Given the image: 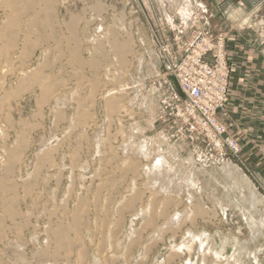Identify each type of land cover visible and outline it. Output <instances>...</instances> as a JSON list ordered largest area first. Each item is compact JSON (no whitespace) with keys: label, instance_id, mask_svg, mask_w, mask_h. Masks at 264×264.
Instances as JSON below:
<instances>
[{"label":"rangeland","instance_id":"rangeland-1","mask_svg":"<svg viewBox=\"0 0 264 264\" xmlns=\"http://www.w3.org/2000/svg\"><path fill=\"white\" fill-rule=\"evenodd\" d=\"M3 3L0 0V6ZM171 4L168 0H41L39 19L50 20L51 26L28 33L33 29L24 25L14 48L0 41V264H168L189 231L185 228V235L165 237L156 226L165 222L164 216L175 214L179 219L162 225L164 230L188 223L197 227L189 226L192 230L209 235L218 250L229 242V254L240 239L246 244L243 264L258 258L264 264V234L254 239L238 206L230 202L223 209L218 206L217 199L229 200L224 177L205 183V174L200 181L204 187L197 191L186 187L167 191L166 184L154 187L143 169L166 147L163 134L177 146L180 157L196 154L198 165L206 161L210 171L227 162L238 166L263 200L257 217L264 219V131L247 143L242 121L232 115L236 64L230 59L239 40L243 44L238 48L253 47L252 55H259L264 69V0H194L188 25ZM33 14L23 13L29 24ZM4 15L1 7L0 22ZM72 21L78 43L69 40ZM206 21L215 33L226 36L230 67L229 101L219 113L224 133L214 139L177 115L174 103L182 92L169 75L158 43L160 38L171 41L179 53ZM3 34L0 31V40ZM39 34L43 41L35 42ZM56 34L63 40H45ZM114 39L127 48L116 50ZM28 44L30 54L24 57ZM74 50L82 63L78 64ZM137 58L144 62L139 69ZM39 70L48 73L47 83L59 84L41 105L36 100L40 86H21ZM139 80V102L132 104L134 82ZM124 84L127 90L121 92ZM110 89L117 93L106 97ZM115 97L122 99V105L109 109L108 102ZM145 143L151 148L148 157L138 150ZM78 147L82 158L81 152L75 156ZM126 170L122 192L115 193L111 178ZM242 190L250 193L247 187ZM82 197L89 201L88 207L79 208ZM59 231L71 238L68 252L59 242ZM43 249L49 250L50 259L39 256ZM180 250L184 256L175 258L174 264H228L213 262L208 254L207 262L201 261L200 249Z\"/></svg>","mask_w":264,"mask_h":264},{"label":"bare ground","instance_id":"bare-ground-1","mask_svg":"<svg viewBox=\"0 0 264 264\" xmlns=\"http://www.w3.org/2000/svg\"><path fill=\"white\" fill-rule=\"evenodd\" d=\"M168 1L170 3H172L171 4L172 7H174V8L176 7L175 9L178 11L179 17L181 16L183 19V22H185L186 25H188L189 20H191L192 10L194 9L191 7V4H192L191 0H168ZM39 5H41V0H4L3 6H0V9H1V7H4V11H5V15L3 16L4 21L0 22V31L4 33L3 37H2L3 39H1L0 41H2V42L6 41L5 45L7 46V48H9V47L14 48L15 46H17V43H19V41H18L19 39L17 40V38L19 36V35L17 36V34H19V33H17V32L24 25H28V26L30 25V28L33 29V30H29L28 33H31L33 31L35 32L36 28H39L40 30H42L45 26H47V27L51 26L50 20L39 19V16L42 15V14H40V11L38 10V7H40ZM25 11H27L29 13L34 12V14H33L34 20L30 24L28 23V20H25V18H24V16H27V15H23V13ZM184 19H185V21H184ZM74 23H75V21L69 22V27L73 28ZM38 31L39 30H37V32ZM20 34H21V30H20ZM51 38H53L57 41L63 40V38L60 36L58 37L57 34L56 35H50V36L48 35V37L46 36L45 40H47V39L49 40ZM41 40H42L41 34H39V36L37 35V39H34L35 42H39ZM69 40L72 42L78 43V40H76V32L74 31V28L72 29V36L70 37ZM28 41L30 43L31 38L28 39ZM35 42H33V43H35ZM111 43H112V46L116 50H119L120 48H123V47L127 48V44H125L126 45L125 46L123 44V42H121L118 39L112 40ZM24 45H26V43ZM28 45H29V47L24 46V48H23V52H24L23 56L24 57L27 56V54L28 55L30 54V50H31L32 45H30V44H28ZM6 46H4V47L6 48ZM5 48H3V49L5 50ZM100 50H101V48H100ZM120 51H121V49L119 50V52ZM6 52H4V53H6ZM75 52L76 51L74 50L72 53H75ZM76 54H77L76 58L78 57V59H79L78 64L82 63V59L80 58V55L77 52H76ZM76 54H74V56ZM101 54L105 55V51L103 50ZM2 55H3V52H2ZM137 63H138L137 69H139L141 67V65L144 66L143 59H141V58H139V59L137 58ZM41 71L39 70V72H37L35 74L31 73L29 75V77L25 78L21 83V86L23 85L24 88H28L31 85L32 86L38 85V86H40V88H42V90L40 91L41 96L39 95L40 96L39 99H36L39 105H41L43 101L48 100L49 95L51 93H53L54 91H56L57 86L59 85V84L51 85V84L47 83V79H48L47 74L48 73L45 75L43 72L41 73ZM24 72H26V71L25 70L21 71L20 75L23 76ZM28 72H30V71H27V73ZM49 75H50V73H49ZM134 84H135V86H134L135 95L133 97V101L131 102L132 104L134 102H139V98L141 95L140 94L141 93L140 80L138 82H134ZM125 86H127V84H124L121 86V89H120L121 92H123L124 90L125 91L127 90V87H125ZM115 93H117L115 91V89H110L109 91L106 92L105 96L106 97L107 96H113ZM59 99H60V97H58V96L55 97V100H59ZM146 104H147V102H146ZM121 105H122V99L116 98L115 100L112 99L108 102L109 109H111V108L117 109ZM161 137L163 138L162 141H163V143H165L166 147L160 148V150L157 152V155H156L155 160H154L155 162H153L150 165L143 164L144 165L143 169L145 172L144 174H146L148 178H150L154 181V183H153L154 187L160 186V188L161 187L163 188L166 184L167 185V191H168L169 187L171 189H180L181 187H183V188L186 187L189 190H193V191L196 190L197 191L198 189H201L204 187L203 185L201 186V183L203 184V182H200L202 180V175L207 174V177L204 176L205 179L207 178L206 180L204 179L205 183L210 182V180H209L210 178H215L217 180V179H219L218 176L221 175L222 177H224L226 179V185H224L225 186L224 188L227 191L226 197L229 198V200H226L224 196L220 199H217L218 206H220L221 209H223L225 207V205H227L228 202H230L231 205L233 204L235 206H238L242 212V215L247 220V223L253 229L254 239L257 236L264 234V230H263L264 219L261 217H257V214H258L257 209H258L259 203H261L263 200L259 197L257 192L254 190L253 184L250 182V180L245 178L244 175L241 173L238 166L235 167L234 165L227 162V163H223L222 166H220V167L212 168V170L210 171V169L207 168V166H206V163H207L206 161L205 162L201 161V164L198 165L197 159L195 156L196 154L194 155L193 153H189L188 156H186V157L185 156L180 157V151L177 148V146L169 143L163 134H161ZM80 146H82V145L80 144ZM81 148L83 150V147H81ZM150 149L151 148L146 143L142 144V145H138V150H139L140 154L144 155L145 157L149 156ZM75 152H76L75 156H77L78 152H81L78 157L82 158V151L80 150V147H78ZM112 155H116L115 150H113ZM201 159H203V155L200 157V160ZM79 163H80V161H79ZM81 164H82V162L79 164L80 167H81ZM85 167L86 166H83L82 168L84 169ZM134 167H136V170L139 169V166H134ZM123 172L121 174H118V175L114 176L113 178H111L112 180L110 181V183L112 182L111 185L113 186V188L115 187V190H114L115 193H116V191H118L117 193L122 192V187H124L123 184L127 180L126 179L127 170H126V172L125 171H123ZM105 175H106V172H105L104 176ZM209 175L212 177H209ZM245 187H247V189L250 191V193L248 195H246L244 193V191L242 190ZM88 202L86 200H84L82 197V200L80 203V205H82V206L79 208H83V206L88 207V205H89ZM170 204H172V203L168 202V205H170ZM100 208L97 209L98 212H101L102 208L101 209ZM139 215L142 217H145V215L143 213H139ZM163 219H165V222H163L160 225L158 224L156 226L157 229L156 228L155 229H156V232L162 231L163 236H165V237L176 236L178 233H182L185 235V231L186 230L189 231V237L186 240H183L182 243H180L179 245L176 246L177 250L172 255L174 257L170 258L167 261L168 264H174L176 259L177 260L182 259L184 255L182 253H180V251H181L180 249H183V252H185V248L193 249L194 252L197 249H200V251L204 252L202 254L203 258L201 259V261H203V262H205V261L207 262V260H208L207 254H208L212 258L213 262L214 261H224V262H227L228 264H243L244 263L243 262V249L242 248H244V246H246V244L245 243L242 244L240 242L241 241L240 239L235 240V241H237L238 246L235 248L233 254H229L227 252V245L230 244L229 242H226V243L224 242L221 245L222 248L218 250L217 248L214 247V244H215L214 240L209 235H207L206 233H202V232H200V230H197V229L192 230V228H190L189 226H192V227H194V226L189 225L188 223H181L179 225V227H177V228H174L172 226V227L166 228L165 230L163 229L162 225L168 224L171 222L174 223L177 219H179V215H177V214L166 215V216H164ZM185 228H186V230H185ZM194 228H197V227H194ZM60 231H59V242L62 245V247H64L63 251L68 252V251H70V248H72L71 238L69 237V235L65 231H63V232H60ZM9 242H10V244H12L11 241H9ZM232 242H233V240H232ZM46 249H48V247ZM46 249L41 250L39 256L41 258L44 257V258L50 259L49 250H46ZM208 249H209V251H208V253H206ZM85 257L88 258L87 255ZM44 258H42V259H44ZM245 264H247V263H245ZM250 264H263V262L260 261V258H258L255 263L251 262Z\"/></svg>","mask_w":264,"mask_h":264},{"label":"built area","instance_id":"built-area-1","mask_svg":"<svg viewBox=\"0 0 264 264\" xmlns=\"http://www.w3.org/2000/svg\"><path fill=\"white\" fill-rule=\"evenodd\" d=\"M158 40L160 56L182 92L174 103L177 115L184 123L201 128L212 139L219 137L224 133L219 113L229 101L226 36L215 33L206 21L183 43L179 53L171 41Z\"/></svg>","mask_w":264,"mask_h":264},{"label":"crops","instance_id":"crops-1","mask_svg":"<svg viewBox=\"0 0 264 264\" xmlns=\"http://www.w3.org/2000/svg\"><path fill=\"white\" fill-rule=\"evenodd\" d=\"M191 2V7L194 8L193 14L194 0ZM237 15V13L234 14V17L236 18ZM240 43L238 40L233 51L230 52L231 63L236 64V72L232 74L231 83V92L233 93L231 111L236 120L242 121L243 127H245L243 128L244 134L248 137L246 142L249 143L259 137L254 134L259 133L260 130L264 131V69L263 63L259 61V55H252L253 47L247 45L245 48H238ZM246 109L248 112L244 111ZM249 138H252V141H249Z\"/></svg>","mask_w":264,"mask_h":264}]
</instances>
